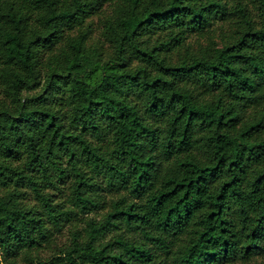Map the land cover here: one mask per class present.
<instances>
[{
  "label": "trees",
  "instance_id": "obj_1",
  "mask_svg": "<svg viewBox=\"0 0 264 264\" xmlns=\"http://www.w3.org/2000/svg\"><path fill=\"white\" fill-rule=\"evenodd\" d=\"M0 92V264H264V0H0Z\"/></svg>",
  "mask_w": 264,
  "mask_h": 264
},
{
  "label": "rangeland",
  "instance_id": "obj_2",
  "mask_svg": "<svg viewBox=\"0 0 264 264\" xmlns=\"http://www.w3.org/2000/svg\"><path fill=\"white\" fill-rule=\"evenodd\" d=\"M111 7L112 4H108L107 2L102 3L100 8L96 9L95 12L91 13L90 15L86 16L85 22L81 25V30L86 32V39H85V45L92 49L96 48L99 51V56L104 57L106 53L111 51V46L109 45L108 41L105 39L103 33H102V18L104 15H108L111 13ZM231 28L229 26H221L220 28L218 25H216L214 32L204 34L203 36H198L195 34L188 35V37L185 39V42L190 47L196 49L199 45H211L218 43L220 41V38L226 36L230 32ZM78 32L77 28H74L71 33L76 35ZM184 46L180 48L183 49ZM92 54V53H90ZM94 56V55H92ZM172 58H176V53H172ZM1 96V92H0ZM48 190V189H47ZM53 197L55 200H66L67 193H68V182L67 180L61 185L59 189L51 190ZM25 200L29 203L34 202V198L31 194V192H28ZM104 211V209H93L92 211H89L86 215L88 216H94L96 218L99 217L101 212ZM71 222L63 223L58 229H54L52 232V238L53 241L49 246L42 247L39 251L40 256H48L53 251H58L60 248H64L68 242L70 237V226ZM76 225L78 228H81L82 221L78 219L76 222ZM16 264H30L27 260H24L22 257H17L15 260Z\"/></svg>",
  "mask_w": 264,
  "mask_h": 264
}]
</instances>
